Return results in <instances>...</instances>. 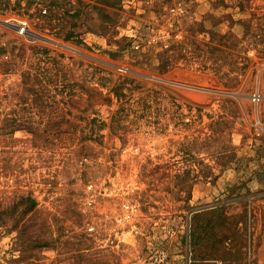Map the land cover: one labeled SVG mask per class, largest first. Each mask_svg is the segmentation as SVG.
Listing matches in <instances>:
<instances>
[{"label":"rangeland","instance_id":"obj_1","mask_svg":"<svg viewBox=\"0 0 264 264\" xmlns=\"http://www.w3.org/2000/svg\"><path fill=\"white\" fill-rule=\"evenodd\" d=\"M0 264H264V0H0Z\"/></svg>","mask_w":264,"mask_h":264}]
</instances>
